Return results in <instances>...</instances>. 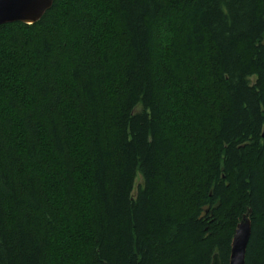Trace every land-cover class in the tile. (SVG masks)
<instances>
[{
	"label": "trees",
	"instance_id": "1",
	"mask_svg": "<svg viewBox=\"0 0 264 264\" xmlns=\"http://www.w3.org/2000/svg\"><path fill=\"white\" fill-rule=\"evenodd\" d=\"M248 212L264 264V0L0 26V264H229Z\"/></svg>",
	"mask_w": 264,
	"mask_h": 264
},
{
	"label": "water",
	"instance_id": "2",
	"mask_svg": "<svg viewBox=\"0 0 264 264\" xmlns=\"http://www.w3.org/2000/svg\"><path fill=\"white\" fill-rule=\"evenodd\" d=\"M54 0H0V26L13 23L33 25L51 9ZM250 212L242 217L236 228L230 251L229 264H245L251 237ZM212 264H220L215 254Z\"/></svg>",
	"mask_w": 264,
	"mask_h": 264
},
{
	"label": "rangeland",
	"instance_id": "3",
	"mask_svg": "<svg viewBox=\"0 0 264 264\" xmlns=\"http://www.w3.org/2000/svg\"><path fill=\"white\" fill-rule=\"evenodd\" d=\"M142 182V179H141V177H140V175L137 177V180H136V182H135V190H134V195L136 194V190H137V188H138V186H139V184Z\"/></svg>",
	"mask_w": 264,
	"mask_h": 264
}]
</instances>
